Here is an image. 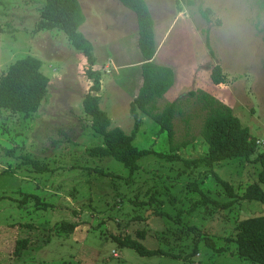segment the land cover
<instances>
[{
	"label": "rangeland",
	"instance_id": "rangeland-1",
	"mask_svg": "<svg viewBox=\"0 0 264 264\" xmlns=\"http://www.w3.org/2000/svg\"><path fill=\"white\" fill-rule=\"evenodd\" d=\"M79 1L92 67L65 31H37L43 0H0V77L34 55L51 80L34 114L0 109V264H261L239 257L228 238L240 221L264 216V202L241 199L258 182L254 159L264 153V0H146L160 44L156 61L175 67L177 76L157 107L162 112L176 100L178 107L172 141L142 114L134 143L156 153L143 156L133 172L112 156L89 153L104 143L82 100L92 85L88 68L99 70L101 107L113 126L132 132L130 103L143 81L137 16L120 0ZM215 64L225 83L212 81ZM212 100L230 106L258 138L249 159L191 162L208 152L202 131ZM24 156L47 168L37 171ZM221 180L239 197L228 208L222 204L233 198ZM63 222L77 227L66 231ZM127 234L166 253L142 255L121 245L115 236ZM22 239L28 245L18 254Z\"/></svg>",
	"mask_w": 264,
	"mask_h": 264
},
{
	"label": "trees",
	"instance_id": "trees-1",
	"mask_svg": "<svg viewBox=\"0 0 264 264\" xmlns=\"http://www.w3.org/2000/svg\"><path fill=\"white\" fill-rule=\"evenodd\" d=\"M40 19L36 25L37 31L43 29L58 28L66 32L73 46L82 51L89 60L91 67L95 64L94 47L92 41L81 31V26L86 21V15L79 0H43ZM123 5L132 9L138 21L137 44L141 51L143 63L142 85L139 92L130 103V113L134 118V127L131 133H127L121 126H113L108 112L101 107L100 90L102 88V74L99 70L88 68V76L92 81L90 90L86 92L82 104L84 112L91 119V126L95 133L103 137V143L91 147L89 153L93 156H112L129 167L131 171L140 168L139 160L152 153L149 148H139L134 140L144 123L142 114L152 117L159 125L160 131H167L172 141L174 136V118L178 101L172 102L161 112L157 107V98L162 97L176 80L175 67L156 61L158 41L156 36V22L146 0H120ZM209 9L204 11L208 15ZM43 61L34 56L27 55L14 61L0 77V109L13 112H23L30 116L37 112L48 95L50 77L42 71ZM212 81L215 84L225 83L223 68L219 64L212 67ZM203 136L209 143L208 152L193 161L194 165L200 163L213 165L232 158L249 159L258 147V138L254 137L250 127L245 126L233 109L223 102L212 100L210 112L203 127ZM168 160L177 159V154H162ZM36 166L37 171H45L47 166L40 165L34 159L24 156ZM261 165L258 174V182L248 186L241 199L258 200L264 202V189L260 183H264V153H259L254 159ZM190 161H188L189 163ZM226 186L227 193L233 199L223 203L224 208L231 207L238 197L235 189L228 181L221 180ZM34 195V194H32ZM27 196V195H26ZM39 199L38 195H34ZM212 198L205 196L204 201ZM239 199V197H238ZM26 201V197L23 202ZM217 202V201H216ZM47 206V204H46ZM77 223L63 222L62 228L66 231H74ZM236 234L228 238L237 242V254L239 257L264 264V216L249 217L240 221L236 227ZM140 237L145 232L140 231ZM121 245L129 246L142 255L165 254L161 249L148 248L139 238L129 234L115 236ZM208 244L218 251L225 248H216L214 242L208 239ZM28 245L27 239L19 240L17 252L21 253ZM197 245L194 253L197 252Z\"/></svg>",
	"mask_w": 264,
	"mask_h": 264
},
{
	"label": "crops",
	"instance_id": "crops-1",
	"mask_svg": "<svg viewBox=\"0 0 264 264\" xmlns=\"http://www.w3.org/2000/svg\"><path fill=\"white\" fill-rule=\"evenodd\" d=\"M159 46H160V44L158 45V48H159ZM157 52H158V51H157ZM155 58H156V60H157V53H156ZM137 62H140V64H142V57L139 58ZM168 65H169V64H168ZM107 67H110V65H108ZM107 69H108V68H107ZM110 71H111V70L109 69V72H110ZM176 80H177V76H176Z\"/></svg>",
	"mask_w": 264,
	"mask_h": 264
}]
</instances>
